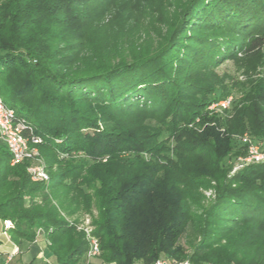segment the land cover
I'll return each instance as SVG.
<instances>
[{"label": "trees", "instance_id": "obj_1", "mask_svg": "<svg viewBox=\"0 0 264 264\" xmlns=\"http://www.w3.org/2000/svg\"><path fill=\"white\" fill-rule=\"evenodd\" d=\"M153 26L157 43L139 38V0H0V95L42 138L50 174L33 181L0 141V218L20 247L44 233L54 264L84 258L78 213L104 264H264V162L230 175L247 144L202 128L222 97L202 72L261 51L264 0H187Z\"/></svg>", "mask_w": 264, "mask_h": 264}, {"label": "rangeland", "instance_id": "obj_2", "mask_svg": "<svg viewBox=\"0 0 264 264\" xmlns=\"http://www.w3.org/2000/svg\"><path fill=\"white\" fill-rule=\"evenodd\" d=\"M187 0H139V38L143 40L146 38L154 39L156 42V35L162 26H153L154 22H163L166 24L170 22L176 15V12L185 6ZM157 43V42H156ZM205 73V80L214 84L212 95L220 93L221 99L209 103L203 114L205 116H213L219 118V122L212 120L202 123L204 126L217 127L216 129L221 135L233 138L239 144H245L243 138L249 137L257 146L259 153L264 155V135H255L258 132H264V47L254 57L247 58L241 54L232 59H225L211 70L203 71ZM230 98V102L226 107L219 105V101ZM203 117L197 116L192 126L196 128V123L202 122ZM152 123L156 124L155 121ZM201 128V129H202ZM159 129L164 131L162 138H165L174 147L176 144L174 138L166 133L167 129L160 126ZM224 137V136H223ZM245 152V149H243ZM249 153H239L237 156L232 155L229 159V164L232 165L230 175L236 170L243 168L246 164L251 162H264L261 160L247 159ZM147 156V155H146ZM45 160V159H44ZM255 160V161H254ZM46 162V161H45ZM56 169L54 168V171ZM207 196L206 202H211L215 197V191L209 189L205 191ZM79 218L82 226L89 227L90 218L87 214L78 213L72 219ZM43 237L45 238V234ZM40 239L43 240L44 238ZM196 233L190 228L179 240L180 246L187 253H192L194 244L199 241ZM44 249H41L39 244L22 245L23 254L15 257L12 264H17L18 259L25 262H31L39 256L43 251L44 255L48 257L49 264L55 263V257L52 255L45 242L41 243ZM264 251V247L262 248ZM163 258L176 260V264H191L189 259L179 260L178 258L162 256ZM91 264H104L101 256H94L91 258Z\"/></svg>", "mask_w": 264, "mask_h": 264}, {"label": "built area", "instance_id": "obj_3", "mask_svg": "<svg viewBox=\"0 0 264 264\" xmlns=\"http://www.w3.org/2000/svg\"><path fill=\"white\" fill-rule=\"evenodd\" d=\"M230 102V98L219 101V105L226 107ZM247 144L249 153L248 161L264 158L259 153L257 146L249 137L243 138ZM0 141L6 144L10 153V164L15 165L24 160H29L30 164L27 171L33 181H49L50 174L47 170L46 162L40 151L42 138L34 134L32 126L26 125L23 118L16 114L15 109L5 104L0 95ZM254 160V161H255ZM12 226L11 220L4 221V229L8 230ZM87 232L88 248L81 264H91V258L101 255V246L99 239L92 234V228L85 227ZM153 264H176V260L160 257Z\"/></svg>", "mask_w": 264, "mask_h": 264}, {"label": "crops", "instance_id": "obj_4", "mask_svg": "<svg viewBox=\"0 0 264 264\" xmlns=\"http://www.w3.org/2000/svg\"><path fill=\"white\" fill-rule=\"evenodd\" d=\"M4 221L0 218V264H12V262L14 261L15 257L18 256L19 254H23V248L20 247L19 245L15 244L9 235L8 230L4 229ZM43 237L42 232L39 233V235L37 236L36 240L32 243H28V245H34V244H39L41 246V249L43 250L44 247H42L41 243L45 242L46 246H47V239L46 237L41 240L40 238ZM48 257H46L43 253V251H41L39 253V256L34 259L35 260V264H40L42 262H48L49 260L47 259ZM17 264H26V263H30V262H25L22 259H18Z\"/></svg>", "mask_w": 264, "mask_h": 264}]
</instances>
